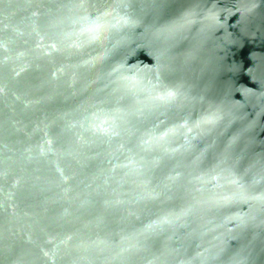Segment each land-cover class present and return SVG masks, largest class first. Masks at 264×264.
<instances>
[{"label": "water", "instance_id": "obj_1", "mask_svg": "<svg viewBox=\"0 0 264 264\" xmlns=\"http://www.w3.org/2000/svg\"><path fill=\"white\" fill-rule=\"evenodd\" d=\"M0 264H264V0H0Z\"/></svg>", "mask_w": 264, "mask_h": 264}]
</instances>
